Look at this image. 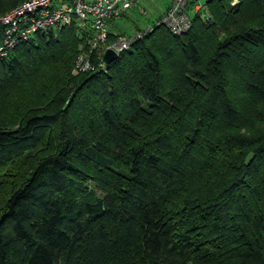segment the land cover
I'll use <instances>...</instances> for the list:
<instances>
[{
	"label": "trees",
	"instance_id": "1",
	"mask_svg": "<svg viewBox=\"0 0 264 264\" xmlns=\"http://www.w3.org/2000/svg\"><path fill=\"white\" fill-rule=\"evenodd\" d=\"M193 5L105 70L73 23L0 56V264H264V0Z\"/></svg>",
	"mask_w": 264,
	"mask_h": 264
},
{
	"label": "built area",
	"instance_id": "2",
	"mask_svg": "<svg viewBox=\"0 0 264 264\" xmlns=\"http://www.w3.org/2000/svg\"><path fill=\"white\" fill-rule=\"evenodd\" d=\"M190 0H170L166 11L157 19L173 34H183L192 27V18L187 11ZM132 0H23L0 14V56H6L17 45L27 41L37 32L61 29L75 24L82 33L85 49L79 52L74 61L73 73L105 70L102 57L107 48L117 54L127 50L152 27L147 24L131 34H116L109 39V25L127 11ZM203 8L195 3L193 11ZM144 12V10H142ZM202 19L206 14L202 13ZM98 53V63L92 61Z\"/></svg>",
	"mask_w": 264,
	"mask_h": 264
},
{
	"label": "rangeland",
	"instance_id": "3",
	"mask_svg": "<svg viewBox=\"0 0 264 264\" xmlns=\"http://www.w3.org/2000/svg\"><path fill=\"white\" fill-rule=\"evenodd\" d=\"M133 4L127 11V14L118 17L114 20L110 27L113 31L123 32V34H131L137 30V27L143 28L156 19L157 5L161 3L157 0H132ZM144 10V12L142 11ZM162 15V14H161Z\"/></svg>",
	"mask_w": 264,
	"mask_h": 264
},
{
	"label": "crops",
	"instance_id": "4",
	"mask_svg": "<svg viewBox=\"0 0 264 264\" xmlns=\"http://www.w3.org/2000/svg\"><path fill=\"white\" fill-rule=\"evenodd\" d=\"M158 2H160L161 3V0H157ZM163 1V0H162ZM194 2V4L195 3H205V1H207V0H190V2ZM138 2H139V0H138ZM169 2H170V0H164V2H163V4L161 5V6H158L157 5V8H158V10H157V12H156V18L159 16V15H161V14H163L165 11H166V9H167V7H168V5H169ZM129 10V9H128ZM127 10V11H128ZM193 11V10H192ZM112 23V22H111ZM111 23H110V25H111ZM110 25H109V31L111 32H114V33H118L119 32V30L118 31H113L112 29H111V27H110Z\"/></svg>",
	"mask_w": 264,
	"mask_h": 264
},
{
	"label": "water",
	"instance_id": "5",
	"mask_svg": "<svg viewBox=\"0 0 264 264\" xmlns=\"http://www.w3.org/2000/svg\"><path fill=\"white\" fill-rule=\"evenodd\" d=\"M118 56V54L111 48H107L103 54L102 57V62L105 65H108L109 63H111L116 57Z\"/></svg>",
	"mask_w": 264,
	"mask_h": 264
}]
</instances>
